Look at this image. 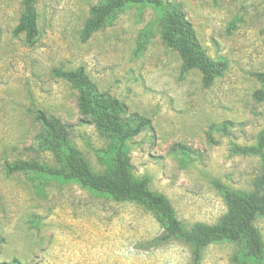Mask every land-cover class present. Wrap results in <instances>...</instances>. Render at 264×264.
<instances>
[{"label": "rangeland", "instance_id": "374dc122", "mask_svg": "<svg viewBox=\"0 0 264 264\" xmlns=\"http://www.w3.org/2000/svg\"><path fill=\"white\" fill-rule=\"evenodd\" d=\"M101 1L37 0L41 36L30 47L24 34L13 33L22 0H0V264L191 261L178 241L144 249L162 229L139 205L56 180L37 195L29 175L7 174L5 165L17 161L58 166L52 153L36 146L38 111L70 126L73 144L93 171H104L98 150L107 142L90 122L81 123L78 92L55 78V69L83 67L100 92L152 121V131L129 144L130 161L136 176L169 199L187 230L226 215L217 184L251 192L262 174L257 156L234 153V147L255 146L264 137V103L253 99L261 88L254 74L264 73V0H164L183 6L209 57L227 61L224 76L209 88L198 70L182 73V60L162 41L151 7H128L83 42L90 9ZM151 24L154 37L135 57L138 35ZM225 122L232 124L228 133L213 132L210 141L209 128ZM175 145L187 147L190 157L171 153ZM256 226L264 240V218ZM241 250L228 242L211 245L202 264H235Z\"/></svg>", "mask_w": 264, "mask_h": 264}, {"label": "trees", "instance_id": "16d2710c", "mask_svg": "<svg viewBox=\"0 0 264 264\" xmlns=\"http://www.w3.org/2000/svg\"><path fill=\"white\" fill-rule=\"evenodd\" d=\"M36 4L37 0H22V13L13 32L15 36L24 34L25 43L30 47L35 46L41 36ZM134 6L151 7L156 11V24L160 28L162 41L167 48L178 52L183 74L198 70L205 88L211 87L224 76L227 61L214 60L207 55L179 3L164 0H102L90 9L81 33L82 41L86 42L94 33L112 26L119 14ZM152 28V24L148 25L139 33L135 57L143 54L154 37ZM53 76L72 84L78 92V109L83 118L81 123L90 122L107 142V149L98 150L104 171H93L88 160L73 144L70 126L38 111L36 120L41 131L36 136V146L40 151L52 153L58 166L32 160L17 161L5 165L7 174L29 175L37 195L41 192L39 188L48 181L75 182L84 189L108 196L116 202L143 207L152 213L162 229V234L148 242L144 249L178 241L190 250L189 264H202L204 254L211 245L228 242L242 248L239 256L233 260L235 264H264V240L256 226L257 220L264 218V137L255 146L234 147V153L260 159L262 174L254 181L253 191H234L217 184L228 209L226 215L214 225L196 223L187 230L169 199L152 191L148 178L136 176L130 161L129 144L143 132L152 131V121L138 113H131L118 98L100 92L83 67L76 70L55 69ZM254 77L261 88L254 92L253 99L264 103V73H256ZM231 125L229 122L212 125L207 132L208 139L212 141L213 132L216 131L228 133ZM171 153L180 154L185 159L190 157L188 148L182 145L173 146Z\"/></svg>", "mask_w": 264, "mask_h": 264}]
</instances>
